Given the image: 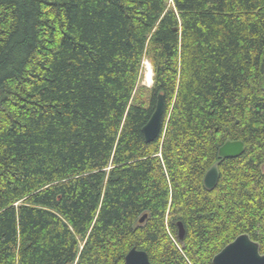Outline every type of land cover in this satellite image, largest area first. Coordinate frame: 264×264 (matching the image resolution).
<instances>
[{
  "label": "trees",
  "instance_id": "16d2710c",
  "mask_svg": "<svg viewBox=\"0 0 264 264\" xmlns=\"http://www.w3.org/2000/svg\"><path fill=\"white\" fill-rule=\"evenodd\" d=\"M242 234L264 254V0H0V264H213Z\"/></svg>",
  "mask_w": 264,
  "mask_h": 264
},
{
  "label": "water",
  "instance_id": "95a60500",
  "mask_svg": "<svg viewBox=\"0 0 264 264\" xmlns=\"http://www.w3.org/2000/svg\"><path fill=\"white\" fill-rule=\"evenodd\" d=\"M165 112V97L160 95L156 109L150 121L143 128V134L147 143H152L160 136L163 129V117ZM246 151L243 141H227L219 149L221 159L237 158ZM220 180L218 164H215L206 174L204 185L209 190H214ZM147 216L141 219L145 221ZM178 236L180 240L185 238V228L182 222L178 223ZM126 264H152L146 251L133 248L126 256ZM213 264H264V254L261 245L254 241L250 235L242 234L228 244L213 259Z\"/></svg>",
  "mask_w": 264,
  "mask_h": 264
},
{
  "label": "clouds",
  "instance_id": "9594fccd",
  "mask_svg": "<svg viewBox=\"0 0 264 264\" xmlns=\"http://www.w3.org/2000/svg\"><path fill=\"white\" fill-rule=\"evenodd\" d=\"M142 64H143V62H142ZM144 74L147 75L149 81L154 82V80H155V70H154V69H151V70H144V69L142 68V77H143Z\"/></svg>",
  "mask_w": 264,
  "mask_h": 264
},
{
  "label": "rangeland",
  "instance_id": "374dc122",
  "mask_svg": "<svg viewBox=\"0 0 264 264\" xmlns=\"http://www.w3.org/2000/svg\"><path fill=\"white\" fill-rule=\"evenodd\" d=\"M150 64V62L148 60H145L144 62V70H146L147 68V65ZM151 65V64H150ZM152 67V66H151ZM153 69V68H152ZM145 76L146 74L143 75V80H142V84L145 85V86H151V85H148L145 81Z\"/></svg>",
  "mask_w": 264,
  "mask_h": 264
},
{
  "label": "bare ground",
  "instance_id": "6f19581e",
  "mask_svg": "<svg viewBox=\"0 0 264 264\" xmlns=\"http://www.w3.org/2000/svg\"><path fill=\"white\" fill-rule=\"evenodd\" d=\"M151 69H152L151 65L148 64L146 70H151ZM145 81H146V83H147L148 85H152V84H153L152 81H149L147 75L145 76Z\"/></svg>",
  "mask_w": 264,
  "mask_h": 264
}]
</instances>
